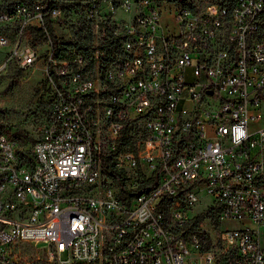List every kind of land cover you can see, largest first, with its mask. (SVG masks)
I'll list each match as a JSON object with an SVG mask.
<instances>
[{
    "label": "built area",
    "instance_id": "obj_1",
    "mask_svg": "<svg viewBox=\"0 0 264 264\" xmlns=\"http://www.w3.org/2000/svg\"><path fill=\"white\" fill-rule=\"evenodd\" d=\"M62 1L0 0V73L42 28L52 90L31 143L0 125V264H264V0Z\"/></svg>",
    "mask_w": 264,
    "mask_h": 264
},
{
    "label": "rangeland",
    "instance_id": "obj_2",
    "mask_svg": "<svg viewBox=\"0 0 264 264\" xmlns=\"http://www.w3.org/2000/svg\"><path fill=\"white\" fill-rule=\"evenodd\" d=\"M77 21L73 13L62 12V15L53 17L52 23L56 34H71L78 38L83 32L77 28ZM25 45L37 52L33 65L21 68L16 62L0 73V125L22 145H28L39 135L52 95L44 70L48 51L46 39L33 34ZM224 224L239 225L236 221H225Z\"/></svg>",
    "mask_w": 264,
    "mask_h": 264
},
{
    "label": "trees",
    "instance_id": "obj_3",
    "mask_svg": "<svg viewBox=\"0 0 264 264\" xmlns=\"http://www.w3.org/2000/svg\"><path fill=\"white\" fill-rule=\"evenodd\" d=\"M9 1H11V0H3V4L5 5ZM20 1L28 2V1H32V0H20ZM43 1L46 2V4L55 3L56 5H59V4L63 3L62 0H43ZM167 1L184 2L185 0H167ZM45 26H46V30H47L48 34L50 35L52 42H53V45H54L53 46L54 47V49H53L54 56H56L58 58L62 57L64 55V52L66 51L68 45L78 44V42L73 40V39H64V38L57 37L55 30H54V27H53V23L50 19L49 13L45 14ZM44 34H45V32L43 31L42 28L37 27L34 29V35L35 36H37V35L41 36ZM116 153H117V151L102 154V164H103L104 173L106 175L114 177L118 181L119 180L118 178L120 177V175H119V172L115 169L113 161H112L113 155ZM136 192H139V190ZM198 218H201V216H198Z\"/></svg>",
    "mask_w": 264,
    "mask_h": 264
}]
</instances>
